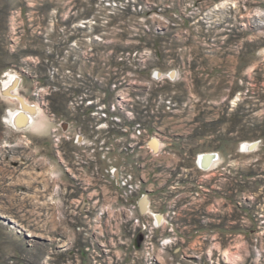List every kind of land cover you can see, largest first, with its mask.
Listing matches in <instances>:
<instances>
[{"label": "rangeland", "instance_id": "obj_1", "mask_svg": "<svg viewBox=\"0 0 264 264\" xmlns=\"http://www.w3.org/2000/svg\"><path fill=\"white\" fill-rule=\"evenodd\" d=\"M0 264H264V0H0Z\"/></svg>", "mask_w": 264, "mask_h": 264}, {"label": "bare ground", "instance_id": "obj_2", "mask_svg": "<svg viewBox=\"0 0 264 264\" xmlns=\"http://www.w3.org/2000/svg\"><path fill=\"white\" fill-rule=\"evenodd\" d=\"M15 83H16V79L12 78L11 82L7 81L5 83V86L3 89H5L7 93H9L11 100H16V99L19 100L20 106L14 110L9 109L7 114H5V120L11 125L17 128H20V129L28 126L29 123L31 126H36L42 123L39 117L41 114V110L39 109V107L37 108L33 104L31 105V104L25 103L26 101L17 92L14 91L12 93L11 90H9V88H11L13 85L14 87L12 88H15ZM154 143H156L157 145L156 141H154L153 144ZM252 147L253 145H251V143L243 142V145H242L243 149H251ZM216 157L213 153H204L199 156L198 162L200 163L202 167L207 169L208 167L210 168L213 165L212 161H216V160H213Z\"/></svg>", "mask_w": 264, "mask_h": 264}]
</instances>
